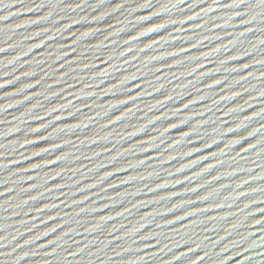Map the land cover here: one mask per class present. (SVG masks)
I'll list each match as a JSON object with an SVG mask.
<instances>
[{"label": "water", "instance_id": "95a60500", "mask_svg": "<svg viewBox=\"0 0 264 264\" xmlns=\"http://www.w3.org/2000/svg\"><path fill=\"white\" fill-rule=\"evenodd\" d=\"M0 264H264V3L0 0Z\"/></svg>", "mask_w": 264, "mask_h": 264}, {"label": "snow or ice", "instance_id": "6c2138e0", "mask_svg": "<svg viewBox=\"0 0 264 264\" xmlns=\"http://www.w3.org/2000/svg\"><path fill=\"white\" fill-rule=\"evenodd\" d=\"M261 3H264V0H261Z\"/></svg>", "mask_w": 264, "mask_h": 264}]
</instances>
